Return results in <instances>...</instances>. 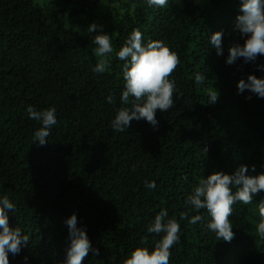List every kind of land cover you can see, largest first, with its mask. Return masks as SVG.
I'll return each mask as SVG.
<instances>
[{"label": "trees", "instance_id": "16d2710c", "mask_svg": "<svg viewBox=\"0 0 264 264\" xmlns=\"http://www.w3.org/2000/svg\"><path fill=\"white\" fill-rule=\"evenodd\" d=\"M240 6L241 0H169L163 8L146 0H0V196L16 205L10 227L29 236L9 264H25V257L27 264H64L65 221L73 213L99 249L82 264H124L141 239H159L147 227L161 209L181 224L169 264H264V238L256 231L264 191L233 206L231 243L207 229L206 209L192 224L197 210L185 203L214 171L231 174L246 165L250 175L264 172V99L237 94L239 79L264 75L257 69L264 55L225 62L229 48L244 42L236 28ZM92 23L112 36L104 73L93 70ZM134 29L145 42L164 40L177 51L170 77L177 91L172 108L157 110V127L133 119L116 132L111 121L124 106L125 81L115 53ZM215 31L223 33L222 55L209 42ZM211 92L215 104L208 103ZM28 106L56 108L44 146L33 142L41 122L29 118ZM151 181L154 190L145 187Z\"/></svg>", "mask_w": 264, "mask_h": 264}, {"label": "clouds", "instance_id": "9594fccd", "mask_svg": "<svg viewBox=\"0 0 264 264\" xmlns=\"http://www.w3.org/2000/svg\"><path fill=\"white\" fill-rule=\"evenodd\" d=\"M149 7L163 8L169 0H146ZM241 14L237 17L236 28L244 38L243 44L235 43L229 48L226 63L232 65L239 58L245 63L255 62L258 56L264 55V0H241ZM89 32H96L92 43L95 45L94 54L98 62L94 67L95 73H104L111 67V54L114 51L112 36L104 32L101 25L92 23ZM221 31H215L209 42L216 49L217 55L223 54ZM123 61L124 88L120 95L121 104L111 127L116 132H124L130 122L144 119L154 128L157 127L156 112L166 111L174 106V93L177 91L176 81L170 78L180 63L177 51L166 41L160 39L143 40V33L134 29L125 43L115 53ZM257 69L264 73V64L257 65ZM205 80L203 73L195 76V82L202 84ZM248 91L252 95L264 99V75L249 74L247 79L241 78L237 82V94ZM218 100L216 92L209 93L208 103L215 104ZM109 104L115 103L113 95L106 97ZM30 119L41 122V127L34 133L33 142L40 146L47 143L51 128L57 123L55 107L37 110L33 106L27 107ZM252 171L255 172L253 166ZM246 165H241L229 174L224 171H214L205 178H201L185 203L197 210L190 222L196 224L202 220L199 210L206 209L210 217L206 227L216 234L218 240L231 243L235 233L229 220L233 206L242 202L244 205L253 202V196L264 191V172L257 175L248 174ZM145 187L154 190L155 181L146 182ZM16 211V205L7 195L0 196V264H9V254L13 256L21 252L22 246L27 245L29 236L22 233L21 227L9 225V213ZM259 215L261 221L256 231L260 238H264V199L260 201ZM186 219L182 215L180 220ZM69 229L70 245L66 250L64 264H82L91 251L99 255V249L93 248L87 231L78 227L75 213L65 221ZM148 234H155L159 239L150 242L141 239L124 260V264H169L171 249L181 240V224L175 217H169L166 209H161L154 220L147 227ZM27 264V257H25Z\"/></svg>", "mask_w": 264, "mask_h": 264}]
</instances>
